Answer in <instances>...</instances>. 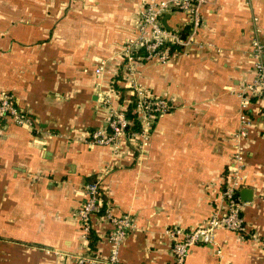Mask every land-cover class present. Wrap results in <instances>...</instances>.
<instances>
[{"label":"crops","instance_id":"crops-1","mask_svg":"<svg viewBox=\"0 0 264 264\" xmlns=\"http://www.w3.org/2000/svg\"><path fill=\"white\" fill-rule=\"evenodd\" d=\"M146 1L0 0V95L35 121L30 129L0 118V264H76L82 185L99 177L105 205L134 222L118 264H172L166 230L205 223L230 170L240 199L243 189L251 197L242 216L261 241L220 228L183 264H264V124L255 119L243 137L241 165L231 138L241 112L256 116L262 105L240 93L254 77L251 40L264 39V0H208L202 48L139 67L137 81L172 105L144 150L89 142L107 126L102 102L128 107L122 52ZM162 23L188 26L179 10ZM91 224L89 246L93 239V252L105 256L113 224L101 215Z\"/></svg>","mask_w":264,"mask_h":264},{"label":"built area","instance_id":"built-area-1","mask_svg":"<svg viewBox=\"0 0 264 264\" xmlns=\"http://www.w3.org/2000/svg\"><path fill=\"white\" fill-rule=\"evenodd\" d=\"M207 1L147 0L145 2L135 22V35L127 39L122 52V81L128 84L130 90L128 105L133 102L135 104V113L140 123L139 129L128 130L134 119L126 116V106L112 109L107 105V101H104L102 104L109 111L107 126L93 131L90 135V143L110 145L116 148L120 140H125L131 143L137 151H142L149 145L152 123L160 115L168 112L172 105L167 99L153 95L137 81L136 76L140 73L139 67L151 61L165 64L174 56L202 48L204 43L198 39V35L203 25L202 6ZM177 10L186 14L188 26L167 28L162 23V16L167 12ZM250 56L254 77L244 86L240 96L245 100L259 99L262 105L256 116L245 112L240 114L238 130L232 137L236 146L234 159L238 165H241L244 154L242 139L246 136L252 122L258 119L264 124V39L255 37L251 40ZM101 70L102 67L99 66L96 72L99 73ZM116 93L120 96V92ZM0 118L11 119L13 123L30 129L35 127L32 116L22 111L13 97L7 93L0 95ZM100 178L82 185L85 199L79 206L77 215L84 249L73 255L76 264H118L119 249L126 232L134 227V222L128 213L115 215L110 207L105 205ZM223 180L220 193L221 204L205 223L188 229L175 226L166 230V234L171 238L172 264H183L193 246L214 244L215 232L220 228L261 241L260 237L247 229L242 216L243 201L238 194L240 178L230 170L224 175ZM96 215L103 216L113 224V228L106 234L110 248L105 256L97 255L89 246L91 221ZM262 244L264 246V241Z\"/></svg>","mask_w":264,"mask_h":264},{"label":"trees","instance_id":"trees-1","mask_svg":"<svg viewBox=\"0 0 264 264\" xmlns=\"http://www.w3.org/2000/svg\"><path fill=\"white\" fill-rule=\"evenodd\" d=\"M115 87H113L115 90H117V88H116V85H114ZM126 116L128 117V118H132V119H134V122H133V124L132 125H130L129 127H128V130H137V129H139V126H140V123H139V121L137 120V115H136V113H135V104H134V102L133 103H130L129 105H128V107H127V109H126ZM90 247L91 248H93V239H92V241L90 242Z\"/></svg>","mask_w":264,"mask_h":264},{"label":"water","instance_id":"water-1","mask_svg":"<svg viewBox=\"0 0 264 264\" xmlns=\"http://www.w3.org/2000/svg\"><path fill=\"white\" fill-rule=\"evenodd\" d=\"M240 195L242 196V200H250L251 197L250 196H246V189H243L241 192H240Z\"/></svg>","mask_w":264,"mask_h":264},{"label":"rangeland","instance_id":"rangeland-1","mask_svg":"<svg viewBox=\"0 0 264 264\" xmlns=\"http://www.w3.org/2000/svg\"><path fill=\"white\" fill-rule=\"evenodd\" d=\"M231 138H232V137H231ZM224 175H225V174H223L222 177H224ZM223 181H224V180H222V182H223ZM74 260H75V258H74ZM75 262H76V261H75Z\"/></svg>","mask_w":264,"mask_h":264}]
</instances>
